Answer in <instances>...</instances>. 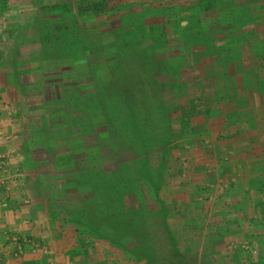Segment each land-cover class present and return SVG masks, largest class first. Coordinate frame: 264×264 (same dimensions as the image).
<instances>
[{"label": "rangeland", "instance_id": "rangeland-1", "mask_svg": "<svg viewBox=\"0 0 264 264\" xmlns=\"http://www.w3.org/2000/svg\"><path fill=\"white\" fill-rule=\"evenodd\" d=\"M0 114L90 264H264V0H0Z\"/></svg>", "mask_w": 264, "mask_h": 264}, {"label": "crops", "instance_id": "crops-1", "mask_svg": "<svg viewBox=\"0 0 264 264\" xmlns=\"http://www.w3.org/2000/svg\"><path fill=\"white\" fill-rule=\"evenodd\" d=\"M9 121L0 114V182L8 189L7 197L0 189V264H90L68 215L38 189L40 174L27 165L33 152L14 146L18 129Z\"/></svg>", "mask_w": 264, "mask_h": 264}, {"label": "built area", "instance_id": "built-area-1", "mask_svg": "<svg viewBox=\"0 0 264 264\" xmlns=\"http://www.w3.org/2000/svg\"><path fill=\"white\" fill-rule=\"evenodd\" d=\"M1 163L4 166V164H3L4 162L2 161V159H1ZM0 189L3 190L4 196L7 197L8 196V189L3 185L2 182H0Z\"/></svg>", "mask_w": 264, "mask_h": 264}]
</instances>
